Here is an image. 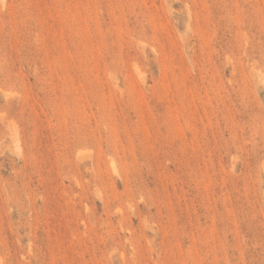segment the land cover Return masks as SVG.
<instances>
[{
  "label": "rangeland",
  "instance_id": "1",
  "mask_svg": "<svg viewBox=\"0 0 264 264\" xmlns=\"http://www.w3.org/2000/svg\"><path fill=\"white\" fill-rule=\"evenodd\" d=\"M0 264H264V0H0Z\"/></svg>",
  "mask_w": 264,
  "mask_h": 264
}]
</instances>
